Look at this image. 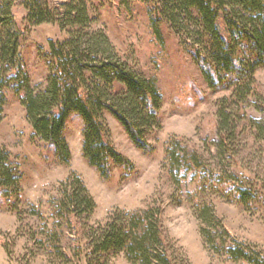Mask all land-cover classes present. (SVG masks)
Masks as SVG:
<instances>
[{"label":"trees","instance_id":"16d2710c","mask_svg":"<svg viewBox=\"0 0 264 264\" xmlns=\"http://www.w3.org/2000/svg\"><path fill=\"white\" fill-rule=\"evenodd\" d=\"M143 1L150 8L153 34L160 39L159 28L166 27L189 50L208 88L229 93L216 102L218 140L211 144L219 159L228 155L233 160L237 121L242 119L238 117L239 107H250L255 102L264 110V100L255 86V73L264 68V0ZM22 7L28 25L56 24L60 30H67V36L58 43L48 42V54L41 55L47 69L45 86L33 88L20 62V37L12 32L11 5L0 0V122L6 96L13 94L24 109L33 137L50 147L58 163L68 166L71 154L64 131L67 119L76 115L83 126L82 157L102 180L110 178L113 166L131 169L129 161L108 140L103 115L114 118L138 150L152 152L148 137L160 128L162 104L156 82L117 59L105 32L92 27L96 21L90 16L87 0H23ZM252 125L257 126L258 136L264 134L259 124ZM179 144H166L165 158L170 170L178 172L183 168L202 187L222 185L227 196L243 206L254 200L252 189L246 185H233L215 175L198 173L200 158L180 151ZM21 182L18 165L0 146V203L17 219ZM59 188L51 217L55 218V229L61 227L62 221L68 226L72 219L81 222L84 245L73 253L78 261L83 255L84 264H112L122 254L129 264H183L182 259L176 260L168 252L157 209L113 210L103 223L90 226L87 220L96 205L82 180L72 175ZM197 209L198 220L212 225L213 230L219 229L218 233L201 230L208 252H221L228 259L245 264H264L255 252L225 241L226 230L211 224L214 220L210 204L200 203ZM33 212L32 216H39ZM45 241L51 243L52 256L64 264L72 262L61 252L56 233H50ZM45 241L34 239L39 247Z\"/></svg>","mask_w":264,"mask_h":264},{"label":"rangeland","instance_id":"374dc122","mask_svg":"<svg viewBox=\"0 0 264 264\" xmlns=\"http://www.w3.org/2000/svg\"><path fill=\"white\" fill-rule=\"evenodd\" d=\"M2 1L11 5L12 32L20 37V62L29 82L33 88H44L47 69L41 55L48 54L49 41H63L67 30H60L56 24L30 26L25 21L23 0ZM87 3L90 16L96 21L92 27L105 32L117 59L156 82L162 104L160 128L148 137L153 151L138 150L116 120L104 114L108 140L129 161L131 169L113 166L110 178L102 180L82 157V122L71 115L64 131L71 159L64 166L57 162L49 146L33 137L22 105L8 93L0 122V146L10 153L22 174V200L17 207L18 219L0 203V264H64L52 256L51 243L45 241L50 233H56L61 252L72 260L68 264H84L83 255L79 261L73 256L76 247L84 245L81 222L72 219L68 226L62 221L61 227L55 229V218L51 217L60 183L72 175L82 180L96 205L87 220L90 226L103 223L113 210L132 212L150 207L161 215L165 244L174 259H182L183 264H245L204 248L201 230H219L198 220V204L208 203L214 220L211 224L226 230L225 241L238 243L264 260V134L258 136L257 126L252 125L259 124L264 133V110L255 102L250 107H239L238 117L242 119L237 121L235 157L219 159L211 144L218 140L216 102L229 93L208 88L189 50L166 27L159 28L160 39L153 34L150 8L143 0ZM255 80L256 91L264 100V68L256 71ZM170 142L180 143V151L200 158L198 173L215 175L233 185H246L252 189L254 200L243 206L227 196L222 185L202 187L183 168L180 172L170 170L165 158L166 144ZM33 211L39 216H32ZM34 239L45 244L39 247ZM112 264L129 263L120 254Z\"/></svg>","mask_w":264,"mask_h":264}]
</instances>
